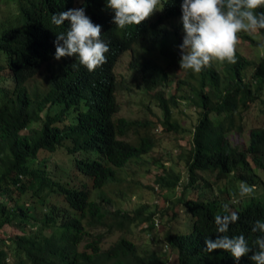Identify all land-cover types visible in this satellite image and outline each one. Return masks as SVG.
<instances>
[{
    "label": "trees",
    "instance_id": "1",
    "mask_svg": "<svg viewBox=\"0 0 264 264\" xmlns=\"http://www.w3.org/2000/svg\"><path fill=\"white\" fill-rule=\"evenodd\" d=\"M181 2L162 0L140 25L119 29L105 0H0V264H169L168 250L176 264H255L251 252L239 262L222 249L208 252L205 238L243 234L255 251L256 236L264 234L251 230L264 220V120L251 128L246 147L229 138L244 132V114L254 106L264 117V49L258 60L236 49L235 64L214 61L200 73L182 69L184 78L171 77L174 66L181 69L183 25L174 23ZM74 7L102 25L109 43L106 62L94 72L75 56L53 57L67 22L57 27L51 17ZM259 34L261 41L243 38L259 46L264 30ZM127 53L141 86L116 71ZM172 84L177 94L168 98ZM135 86L159 102L163 118L120 116L119 97ZM181 101L198 114L192 128L173 115ZM156 130L189 137L185 180L166 167L156 179L160 200L161 191L181 195L165 196L159 217L148 205L114 208L117 192L95 199V190L121 187L125 169L135 176L133 166L157 146ZM59 154L62 162L54 163ZM241 184L253 192L242 197ZM232 212L238 221L227 233L216 231L215 217ZM165 215L168 249L140 248L136 228L146 224L142 230L158 243Z\"/></svg>",
    "mask_w": 264,
    "mask_h": 264
},
{
    "label": "clouds",
    "instance_id": "2",
    "mask_svg": "<svg viewBox=\"0 0 264 264\" xmlns=\"http://www.w3.org/2000/svg\"><path fill=\"white\" fill-rule=\"evenodd\" d=\"M105 5L114 13L112 22L119 29L140 25L163 8L162 0H105ZM180 8L185 33L180 46L185 50L180 67L193 73L202 72L214 61L235 64L238 34L264 30V11H258L264 9V0H182ZM65 22L67 30L58 32L54 41V59L75 56L78 65L88 72L102 67L109 52V43L102 38V25L94 23L84 7L69 8L51 17V24L57 27ZM259 47L264 49V42ZM78 65L75 63L73 67ZM238 191L244 197L250 195L253 188L241 184ZM238 219L235 212L217 215L216 231L227 233L230 224ZM251 230L264 233V220L254 221ZM205 244L208 252L225 250L237 262L251 252L250 259L255 264H264V234L256 236L255 251L243 234H225L215 240L208 237Z\"/></svg>",
    "mask_w": 264,
    "mask_h": 264
},
{
    "label": "rangeland",
    "instance_id": "3",
    "mask_svg": "<svg viewBox=\"0 0 264 264\" xmlns=\"http://www.w3.org/2000/svg\"><path fill=\"white\" fill-rule=\"evenodd\" d=\"M176 25H181V18L177 19L174 22ZM182 34V42L184 38L183 27H181ZM250 35L256 40L261 41L262 36L259 34V31L248 34V33H239L238 34V42L236 45V49L239 50L246 57L258 60L260 56L263 55V50L259 46L251 45L250 41L245 40L243 35ZM182 56L185 52L184 49L180 50ZM162 65H166V60L160 56H158ZM130 61L129 53L124 55L122 59L118 62L116 67L117 73L122 76L125 75L129 78L133 85L139 84L141 86V80L138 76V73L130 70ZM174 71L171 70V77L176 78H184L185 72L182 69L174 66ZM36 80L38 82L42 81V76H37ZM134 92H124L120 95L119 99L122 104V110L120 112V116L126 117L131 120L136 119H152L157 120L160 117L163 118V111L159 106V102H157L152 95L147 96L141 93L140 87H134ZM177 88L175 84H172L171 89L168 92L167 97L169 98L172 94H177ZM257 106H254L249 112L244 114V132H233L229 135L230 140L235 145H240L242 147H246L249 143V136L252 127H255L262 123L264 117L262 115L257 114ZM173 115L176 120H178L182 127L192 128L198 122V114L196 110L190 106L187 102L181 101L178 108L173 109ZM41 126V123L33 124L30 127V130L38 128ZM155 136L157 138V146L154 150L144 155V164L133 166L134 177H132L127 169H125L123 174L124 183L121 187H117L113 189H109V191L103 190H95L93 191V197L95 199H99L102 196H114V192L121 194V197L116 198L114 202V208H122L128 210H135L141 206L148 205V213L154 212L157 214V217L161 216V210L165 204L166 199L165 196L175 198L181 195V189H177L176 196L173 193H168L165 191H161L163 200H160L158 188L159 185L157 183V175L164 174L163 168H169L175 170L176 172H180L182 176V180L186 178L187 168L186 162L184 159V154L190 148L189 137L185 133H176V132H162L156 130ZM54 163L62 162V154H59L57 159L53 160ZM133 179V183L130 181ZM161 190V189H160ZM182 211V208H179ZM159 211V212H157ZM161 225L158 230V234L161 238V241L155 243L151 237H149L148 233H145L142 228L146 227V224H143L136 228L135 236H133L134 240L137 241L138 245L142 249H158L163 252L166 251V242L163 241L164 235L169 229L168 221L169 217L167 215L161 219ZM165 223L163 224V222ZM166 224V225H165ZM119 234H115L110 238V241H114L117 239ZM158 244V245H156ZM169 257V264H176L177 255L175 252H171V250L167 251Z\"/></svg>",
    "mask_w": 264,
    "mask_h": 264
}]
</instances>
